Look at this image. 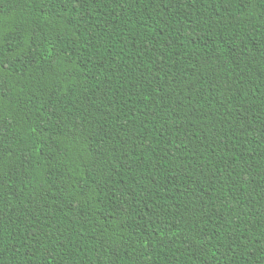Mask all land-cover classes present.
<instances>
[{"label":"trees","instance_id":"obj_1","mask_svg":"<svg viewBox=\"0 0 264 264\" xmlns=\"http://www.w3.org/2000/svg\"><path fill=\"white\" fill-rule=\"evenodd\" d=\"M0 264H264V0H0Z\"/></svg>","mask_w":264,"mask_h":264}]
</instances>
